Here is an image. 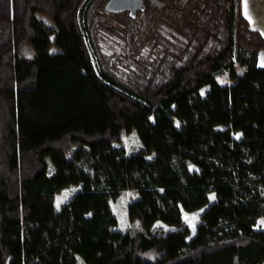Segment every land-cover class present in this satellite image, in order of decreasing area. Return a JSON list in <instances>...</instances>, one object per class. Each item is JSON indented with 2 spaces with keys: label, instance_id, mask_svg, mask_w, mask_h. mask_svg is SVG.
I'll list each match as a JSON object with an SVG mask.
<instances>
[{
  "label": "trees",
  "instance_id": "obj_1",
  "mask_svg": "<svg viewBox=\"0 0 264 264\" xmlns=\"http://www.w3.org/2000/svg\"><path fill=\"white\" fill-rule=\"evenodd\" d=\"M104 1L87 3L83 22L95 70L77 19L82 0H0V264H73L75 255L86 264H259L264 36L238 0H143L120 26L105 22ZM169 16L186 40L155 60L133 57L142 37H165ZM102 30L121 47L100 48ZM233 62L240 72L217 82ZM128 129L140 145L125 152ZM66 184L78 187L55 208ZM126 187L135 192L127 215L139 226L122 230L109 198ZM204 203L189 235L185 225L147 231Z\"/></svg>",
  "mask_w": 264,
  "mask_h": 264
},
{
  "label": "rangeland",
  "instance_id": "obj_2",
  "mask_svg": "<svg viewBox=\"0 0 264 264\" xmlns=\"http://www.w3.org/2000/svg\"><path fill=\"white\" fill-rule=\"evenodd\" d=\"M234 1L235 0H232V2ZM92 2L93 0H82L81 5L77 11V19H78V24H79L83 39L87 47L89 59L94 69L97 70V67L99 64L98 55L96 51L94 50V46L90 40L89 35L83 28L84 17H85L86 10H87V3L90 6ZM35 15L37 17L42 18L48 24H52V20L46 14L35 12ZM203 38H204V34L201 32V33L196 34V36L194 37V41L201 42ZM55 48L56 47L54 45L49 44L46 50L52 51ZM21 53L24 55H32L34 51L32 50L31 45L29 43H23L21 46ZM241 69H242V65H239L236 62H233L230 67H225L217 71L214 74V79L219 83L230 82L231 78L229 77V70H232L234 73L238 74ZM206 88H207V84L202 85L201 87H199L198 90L200 93H203ZM233 135L236 136L238 135V133H234ZM120 143L123 145L125 152H128L131 149H134L140 145L138 135L134 129L122 130L121 135H120ZM45 161L47 165V171H51L52 170L51 163L46 158H45ZM189 167L195 168V165L190 163ZM77 187H78L77 184H66L62 186L58 191H56L54 194V198H53V203H54L55 208H58L60 203H62L65 199H67L69 195ZM134 195H135L134 190L132 188L126 187V188L119 190L118 192L115 193L114 196L109 198L110 208L116 217V222L114 225L115 227L124 230V229H132V228L139 226L138 220L136 218L128 217L127 209H126L127 202ZM213 198H214L213 192L209 191L208 201L212 200ZM205 205L206 203H204L203 205L197 208L190 209V210L182 209L181 214H180L181 220L179 224H172V223L164 222L159 219H155L152 221L150 226L147 228V231L148 232L164 231L170 228L185 225L188 229V235H189L190 233L193 232L194 225L199 219V213ZM253 226L260 227V228L264 227V213L256 217V221ZM73 264H86V263L83 261V259L80 256L75 255ZM259 264H264V255Z\"/></svg>",
  "mask_w": 264,
  "mask_h": 264
},
{
  "label": "flooded vegetation",
  "instance_id": "obj_3",
  "mask_svg": "<svg viewBox=\"0 0 264 264\" xmlns=\"http://www.w3.org/2000/svg\"><path fill=\"white\" fill-rule=\"evenodd\" d=\"M143 1V0H142ZM144 3V2H143ZM144 8V7H143ZM142 10V9H141ZM110 12V13H108ZM137 10L135 11V15H136ZM109 14V15H108ZM123 15H128L127 10L126 9H121L118 11H107L104 13L105 17V22H110L113 23L115 25H121L123 22ZM134 15V16H135ZM108 16H111L112 18H109ZM134 16H130V17H134ZM167 25H166V31H163V35L165 37L160 38L158 40H155V38L153 37H142L143 41L140 45H133L130 47L129 51L132 53L133 57H138L141 53L142 57H147L149 60H155L156 58H158L157 56V52L160 54L164 49L165 50H170L173 48V43L175 44H180L182 43L181 41L186 40V36L181 35V31L178 33L176 32V30L172 27V25L175 26L176 21L174 19H172V17L169 16V18L166 20ZM181 23L187 28H191L190 29V33H193V39L196 36V34L201 33L198 31H194L193 26L190 25L188 26V22L187 20H181ZM179 28V27H178ZM181 29V28H179ZM136 34V32L134 33ZM165 38V39H164ZM137 40V37L136 39ZM118 41L120 42L121 40H119L114 34L108 32V30H102L99 36V45L100 48H102L105 52H109L112 51L113 49L119 48L121 47L120 44L118 43Z\"/></svg>",
  "mask_w": 264,
  "mask_h": 264
},
{
  "label": "crops",
  "instance_id": "obj_4",
  "mask_svg": "<svg viewBox=\"0 0 264 264\" xmlns=\"http://www.w3.org/2000/svg\"><path fill=\"white\" fill-rule=\"evenodd\" d=\"M238 6L248 25L264 36V0H238ZM256 63L264 66V46L257 49Z\"/></svg>",
  "mask_w": 264,
  "mask_h": 264
},
{
  "label": "water",
  "instance_id": "obj_5",
  "mask_svg": "<svg viewBox=\"0 0 264 264\" xmlns=\"http://www.w3.org/2000/svg\"><path fill=\"white\" fill-rule=\"evenodd\" d=\"M144 7L142 0H105L103 3L104 10L118 11L126 9L129 16H134L136 10Z\"/></svg>",
  "mask_w": 264,
  "mask_h": 264
}]
</instances>
